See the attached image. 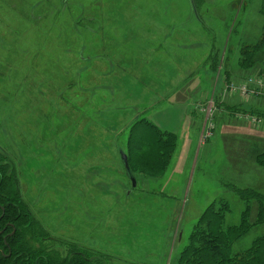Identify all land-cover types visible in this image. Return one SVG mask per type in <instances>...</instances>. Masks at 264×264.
<instances>
[{"label": "rangeland", "instance_id": "rangeland-1", "mask_svg": "<svg viewBox=\"0 0 264 264\" xmlns=\"http://www.w3.org/2000/svg\"><path fill=\"white\" fill-rule=\"evenodd\" d=\"M262 8L264 0H0V156L51 234L104 264H176L213 202H227V224H239L245 203L233 187L249 188L244 176L257 173L264 114L258 124L235 121L247 105L235 109L221 81L264 76V59L238 66L240 49L260 39ZM142 116L178 140L167 171L136 172L132 187L120 151ZM262 234L264 226L249 232L235 251Z\"/></svg>", "mask_w": 264, "mask_h": 264}, {"label": "trees", "instance_id": "trees-1", "mask_svg": "<svg viewBox=\"0 0 264 264\" xmlns=\"http://www.w3.org/2000/svg\"><path fill=\"white\" fill-rule=\"evenodd\" d=\"M194 3V9L196 5ZM264 15V8L261 10ZM238 66L246 72L255 68L264 59V28L260 39L252 45L243 46L239 51ZM249 76V75H248ZM177 135L163 132L145 117L131 125L125 144V154L130 168L136 172L157 177L164 174L177 146ZM135 158L137 162H132ZM3 196L14 198L15 191L9 186L10 163L3 159ZM6 162H8L6 164ZM255 165L264 169V153L255 155ZM234 193L245 203L237 225L227 224L231 212L227 202H213L201 214L189 236L186 246L179 253L176 264H264V234L256 237L250 247L236 252V243L249 232L264 226V193L251 187L237 189ZM17 198V196H16ZM254 209V217L252 213ZM252 218V219H251Z\"/></svg>", "mask_w": 264, "mask_h": 264}, {"label": "flooded vegetation", "instance_id": "flooded-vegetation-1", "mask_svg": "<svg viewBox=\"0 0 264 264\" xmlns=\"http://www.w3.org/2000/svg\"><path fill=\"white\" fill-rule=\"evenodd\" d=\"M3 159L0 156V264H104V258L85 252L77 241L51 234L40 213L25 200L12 169L5 176L10 177L9 186L17 198H4Z\"/></svg>", "mask_w": 264, "mask_h": 264}, {"label": "built area", "instance_id": "built-area-1", "mask_svg": "<svg viewBox=\"0 0 264 264\" xmlns=\"http://www.w3.org/2000/svg\"><path fill=\"white\" fill-rule=\"evenodd\" d=\"M221 96H230L238 100L241 105H247L253 100L264 101V76L251 75L236 82H227L221 91ZM238 117L252 124L260 123V118L247 113H240Z\"/></svg>", "mask_w": 264, "mask_h": 264}, {"label": "crops", "instance_id": "crops-1", "mask_svg": "<svg viewBox=\"0 0 264 264\" xmlns=\"http://www.w3.org/2000/svg\"><path fill=\"white\" fill-rule=\"evenodd\" d=\"M227 81V77L225 79V83ZM221 81V83H224ZM234 100H230V102H233ZM233 103H235L236 107L235 109L238 107H240L238 100H235ZM262 103V104H261ZM258 104H261L260 107H258ZM238 110V108L236 110H234V112L236 113ZM240 110H244V111H248L254 115H262L264 114V102H261L260 100H257L255 102H253L251 105L248 104L246 108H241ZM237 115V114H236ZM233 118H235V116L231 115ZM262 118V116H259ZM237 118H235L236 121ZM243 121L244 120H240ZM262 122H264V119H262ZM247 124V122H246ZM257 140V138H255ZM259 139V138H258ZM260 142H264V139H259ZM258 142V143H260ZM250 144H254L253 142H251ZM254 148L258 149L257 153L254 154V157L252 159V162H255V155L264 153V144H254ZM253 149V148H252ZM255 164V163H254ZM254 170L257 172L255 174L254 171L251 170V174H248L246 176H244L246 179H249V182H251V184L248 187H251L252 189L257 190L259 193H264V169L259 168V167H253ZM167 171V170H166ZM240 176L237 177L238 180H240Z\"/></svg>", "mask_w": 264, "mask_h": 264}, {"label": "water", "instance_id": "water-1", "mask_svg": "<svg viewBox=\"0 0 264 264\" xmlns=\"http://www.w3.org/2000/svg\"><path fill=\"white\" fill-rule=\"evenodd\" d=\"M120 158H121V161H122L123 166L125 168L124 170L126 171L128 178L132 182L131 183L132 187H135V185L137 184L136 180H135V176H134V174H133V172H132V170L130 168L128 157L123 151H120Z\"/></svg>", "mask_w": 264, "mask_h": 264}]
</instances>
